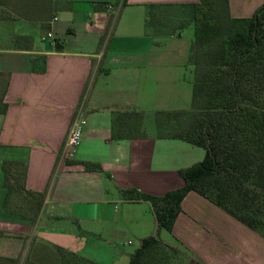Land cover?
Segmentation results:
<instances>
[{"label":"crops","instance_id":"1","mask_svg":"<svg viewBox=\"0 0 264 264\" xmlns=\"http://www.w3.org/2000/svg\"><path fill=\"white\" fill-rule=\"evenodd\" d=\"M192 1L198 0H54L44 24L54 42L16 47L13 33L0 34L6 103L0 113V256L21 258L33 239H42L96 264H129L141 239L157 234L186 253L183 264H264V237L198 192L182 199L171 231L158 229L148 201L127 200L121 192L163 195L180 188L179 170L205 156L204 148L179 138L112 134L117 112L148 116L154 101L158 110L170 108L172 53L159 44L176 32L155 33L143 23L151 3ZM263 2L229 0L234 16H250ZM78 112L86 124L76 154L67 158L63 146ZM4 160L21 163L25 188L43 194L33 223L7 196ZM87 162L100 169H87Z\"/></svg>","mask_w":264,"mask_h":264},{"label":"trees","instance_id":"2","mask_svg":"<svg viewBox=\"0 0 264 264\" xmlns=\"http://www.w3.org/2000/svg\"><path fill=\"white\" fill-rule=\"evenodd\" d=\"M117 0L116 3H119ZM14 0H0L1 17ZM126 0H122L125 3ZM54 0H24L20 11L27 18L45 19ZM182 8V19L169 28L166 8ZM195 24L189 62L193 67L190 109L157 110L152 120L139 111L117 112L113 137L146 135L179 138L205 149L204 158L180 169L184 184L163 195L121 190L127 200L148 201L158 229L171 231L181 211V201L194 190L264 237V2L250 16H234L229 0H198L183 3H151L146 27L155 33H175ZM105 35L101 38L103 43ZM0 72V81H1ZM6 103L0 90V113ZM99 170L97 163H84ZM7 196L32 223L37 219L43 194L24 186V166L2 162ZM6 205V201H5ZM37 251L34 257V246ZM30 252V253H29ZM30 255L2 257L0 264H96L71 250L42 239H33ZM186 253L162 242L157 234L141 239L130 254L129 264H183ZM4 261V262H1Z\"/></svg>","mask_w":264,"mask_h":264},{"label":"rangeland","instance_id":"3","mask_svg":"<svg viewBox=\"0 0 264 264\" xmlns=\"http://www.w3.org/2000/svg\"><path fill=\"white\" fill-rule=\"evenodd\" d=\"M113 1L114 3L117 0H109ZM24 0H14V4L8 5L5 11L9 14L8 17H1L0 16V23H3V26H0V34L5 35L6 33H13L15 38L13 39L12 45L14 46H28L30 45L33 40L37 45H42L44 42L42 40L43 35L46 34L51 29L46 28V23H48V19L52 16V13L47 16L45 19H37V18H27V16L20 15L19 12H14L12 10L13 6L18 4L20 6L19 10L24 11L22 9ZM98 3L100 1H97ZM122 5H117L114 9V13L118 16ZM54 9V4L52 5ZM161 12L160 16H168V27L172 28L179 24L182 19V8L179 6L169 7L166 8V14L164 11ZM1 15V9H0ZM54 16L52 17V19ZM26 24H22V23ZM13 23V24H11ZM6 24V25H5ZM146 23H143V29L145 30ZM21 29L28 30L27 33L20 32ZM195 33V24L190 22L182 27L173 37L165 39L164 41L160 42L159 46L161 50H167L171 54L168 68L171 73V77L175 79L176 89L169 92L168 100L166 102L167 107H170L168 110H179V109H190L191 107V98H192V80H193V67L189 62V52L191 47V42L193 39V35ZM3 45H6L3 43ZM154 99H156L154 97ZM157 102L154 101L152 104V108L150 112H147L148 120H152L153 113L158 110L156 108ZM161 105V104H160ZM30 248V247H29ZM37 245L34 246V253L31 257H34L37 251ZM30 253V252H29ZM25 252L24 255L21 256V260L24 261L28 255ZM4 262V261H1Z\"/></svg>","mask_w":264,"mask_h":264},{"label":"built area","instance_id":"4","mask_svg":"<svg viewBox=\"0 0 264 264\" xmlns=\"http://www.w3.org/2000/svg\"><path fill=\"white\" fill-rule=\"evenodd\" d=\"M57 16H54L53 19H56ZM54 32L52 30L48 31L46 34L43 35L42 40L48 42H54ZM86 124V119L82 114L79 112L76 113L74 118L72 119L68 134L63 146V153L67 158H72L80 145L81 137L83 133L84 126Z\"/></svg>","mask_w":264,"mask_h":264}]
</instances>
